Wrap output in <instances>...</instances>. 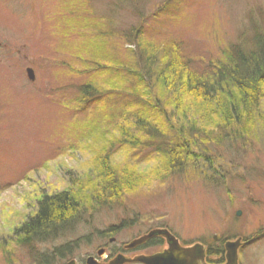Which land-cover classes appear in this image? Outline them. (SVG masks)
I'll list each match as a JSON object with an SVG mask.
<instances>
[{
  "label": "rangeland",
  "instance_id": "rangeland-1",
  "mask_svg": "<svg viewBox=\"0 0 264 264\" xmlns=\"http://www.w3.org/2000/svg\"><path fill=\"white\" fill-rule=\"evenodd\" d=\"M129 1L117 8L113 0H0V264H41L40 258L46 261L54 251L83 243L80 256L121 223L119 242L153 229H167L183 245L218 249L242 238L239 264H264L263 126L254 129L251 139L212 146L208 157L216 171L199 173L205 160L193 150L200 155L194 157V169L166 178L159 176V161L149 151L111 126L113 110L94 112L90 103L82 112L74 93L91 76L98 94L115 87L114 77L107 83L101 78L110 75H91L95 44L104 47L100 65H115V60L127 66L132 58L123 62L124 51L135 47L125 38L128 29L146 33L153 28L183 42L194 58L208 61L264 24V0ZM84 11L86 28L80 21ZM110 52L121 59L107 57ZM27 68L33 81L26 77ZM230 92L236 94L234 88ZM259 99L264 112V89ZM238 105L237 100L232 104ZM187 116L202 128L197 108ZM138 139L143 142L142 136ZM125 167L135 170L136 187L121 180L120 200L93 208L89 198L95 184L106 180L107 172L124 176L120 171ZM68 188H75L76 207L86 206L82 218L54 241L20 246L14 232L36 213L38 200Z\"/></svg>",
  "mask_w": 264,
  "mask_h": 264
},
{
  "label": "trees",
  "instance_id": "trees-1",
  "mask_svg": "<svg viewBox=\"0 0 264 264\" xmlns=\"http://www.w3.org/2000/svg\"><path fill=\"white\" fill-rule=\"evenodd\" d=\"M113 4L117 8L124 7L127 0H113ZM82 7L86 9L85 5ZM157 16L151 15V19ZM88 17L86 11L81 13V27L86 28ZM98 28L96 24L95 29ZM145 32L135 26L128 29L125 38L129 45L135 47L124 51L127 55L123 62L132 58L127 66L115 60L118 65L110 62L106 66L100 65L97 58L105 57L101 54L104 47L100 43L95 44L98 50L96 60L88 68L91 75L98 76L103 72L110 75L109 78H101L107 83L114 77V91L98 94L92 88L94 77L91 76V82L83 81L74 87L79 107L82 112L91 105L95 106L94 112L113 110L111 126L117 128L120 137L146 149L148 155L159 161V176L186 175L188 167L194 169L191 166L195 163L194 157L200 155L207 168H200L199 173L216 171L214 160L208 157L212 146L225 142L234 145L239 139H251L258 125L264 127V112L259 107V97L264 89V24L252 29L250 38L239 36L234 44L208 61L194 58L183 42L166 39L158 30L147 28ZM107 57L120 58L113 52ZM231 88L236 90V94L230 92ZM236 100L239 105L232 106ZM191 108H197L203 120L200 121L202 128L188 118ZM204 115L208 116L205 121ZM139 136L143 137V142ZM120 172L124 176L107 172L106 180L95 184L89 198L93 208L117 203L124 194L121 180H128L131 188L136 187L133 180L137 176L135 170L125 167ZM74 189L68 188L38 200L36 213L14 232L20 246L54 241L82 218L81 210L86 206L83 203L79 204L80 208L76 207L77 193ZM209 249V255L223 259V245L219 249ZM57 251L46 261L40 258L41 264H47L52 257L67 255L65 249Z\"/></svg>",
  "mask_w": 264,
  "mask_h": 264
},
{
  "label": "flooded vegetation",
  "instance_id": "flooded-vegetation-1",
  "mask_svg": "<svg viewBox=\"0 0 264 264\" xmlns=\"http://www.w3.org/2000/svg\"><path fill=\"white\" fill-rule=\"evenodd\" d=\"M125 225H118L109 227L106 234H102L101 240L97 243V246L91 248L88 253L82 254L79 256V251L77 250L80 245L83 243H76L78 245L72 252V250H66L67 255L65 257H52L49 259L47 264H54V261L57 259L61 264H68L74 262V264H108L112 261L117 260L119 257H122L126 260L124 264H143L138 260L141 258L152 257L157 254L163 253L168 249V244L161 237L155 236L145 241L137 244L135 243L142 237L148 235L151 231H148L146 234L140 236L139 238L126 242H119L116 236L124 229ZM154 230V229H153ZM180 246L185 248L191 246L192 244L183 245L179 240ZM204 247V257L203 264H223L220 257H215L209 255L210 249L206 244H203ZM76 255V256H74ZM129 261V262H127ZM45 264V263H44Z\"/></svg>",
  "mask_w": 264,
  "mask_h": 264
},
{
  "label": "water",
  "instance_id": "water-1",
  "mask_svg": "<svg viewBox=\"0 0 264 264\" xmlns=\"http://www.w3.org/2000/svg\"><path fill=\"white\" fill-rule=\"evenodd\" d=\"M27 78L33 81L35 76L31 69L26 70ZM241 212H237V216H240ZM161 237L168 244V249L161 254L154 255L148 258H141L134 261H139L143 264H203L204 249L200 244L193 245L192 247L182 248L179 245L178 240L171 235L167 230H155L147 236L139 239L135 243L139 244L151 237ZM241 246L240 240L235 242L228 241L224 245L225 249V264H238V249ZM129 262V261H127ZM126 260L119 257L117 260L108 264H124ZM68 264H74L70 262Z\"/></svg>",
  "mask_w": 264,
  "mask_h": 264
}]
</instances>
